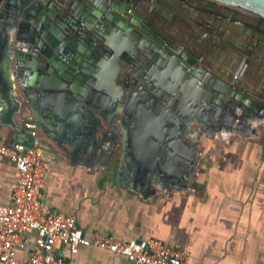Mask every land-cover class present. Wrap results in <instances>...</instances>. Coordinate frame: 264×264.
<instances>
[{
  "label": "crops",
  "instance_id": "crops-1",
  "mask_svg": "<svg viewBox=\"0 0 264 264\" xmlns=\"http://www.w3.org/2000/svg\"><path fill=\"white\" fill-rule=\"evenodd\" d=\"M34 111L48 164L42 203L72 217L86 237L101 232L125 241L157 238L187 249L189 264H264V128L251 119L233 117V132L189 125L185 141L196 145V163L187 182L144 180L134 188L108 173L109 142H97L82 119L51 112L44 118L38 106ZM14 132L16 142L33 143L23 127ZM69 142L77 146L74 152ZM17 178L14 163L0 156V204L10 202ZM35 237L34 231L24 235L25 245L15 251L18 261L28 259ZM57 250L68 264H126L124 257L93 245L76 254L63 246Z\"/></svg>",
  "mask_w": 264,
  "mask_h": 264
},
{
  "label": "water",
  "instance_id": "water-1",
  "mask_svg": "<svg viewBox=\"0 0 264 264\" xmlns=\"http://www.w3.org/2000/svg\"><path fill=\"white\" fill-rule=\"evenodd\" d=\"M217 1L264 18V0ZM119 2L101 0L95 7L91 0L80 5L67 0H0V138L13 145L16 142L14 131L23 127L22 118L26 112L43 129L35 117L34 107L38 106L45 111L44 118L50 112L59 117H79L98 135L95 138L97 142L102 144L107 140L111 167L108 173L117 176L123 183L136 188L137 184L152 180L154 176L171 184L187 182L196 163L192 153L196 145L185 141V135L190 131L188 126L192 125L189 118L179 114L173 133L168 137L158 136L152 144L159 146L166 139L173 147L172 151L163 146L161 152L154 151L149 155L140 153L139 143L144 141L142 137L126 138L108 121L106 111L114 110L117 102L108 88L115 76L109 69L110 60H103L105 65H100V70L94 67L89 49L99 33L102 42L114 49L115 58L123 50L117 41L119 33L112 25L108 27L109 34L97 30V18L102 13L108 14V22L114 21L124 35L136 37L132 26L114 16L113 12L120 11ZM54 6H64L66 14H53ZM110 10L112 12H108ZM244 83L248 85L247 80ZM210 87L209 93L217 99L231 98L238 103L223 107L230 115H227L228 119L225 116L216 117L215 108L210 107L209 117L196 121V124L217 126L219 131L233 132L235 117L242 121L251 119L255 125L264 128L262 98L244 93L241 89L231 90L228 81ZM237 109L240 113L235 116ZM8 126L10 130L5 128ZM50 136V139L65 144L62 137ZM68 144L74 152L77 146L71 142ZM62 148L68 149L64 145ZM167 160L171 164L164 171L145 168L148 162L159 161L163 165ZM125 166L129 167L128 170Z\"/></svg>",
  "mask_w": 264,
  "mask_h": 264
},
{
  "label": "flooded vegetation",
  "instance_id": "flooded-vegetation-1",
  "mask_svg": "<svg viewBox=\"0 0 264 264\" xmlns=\"http://www.w3.org/2000/svg\"><path fill=\"white\" fill-rule=\"evenodd\" d=\"M67 1L80 5L87 0ZM99 2L91 0L95 7ZM117 6L120 11L113 12L114 16L132 26L136 37L124 35L114 21L108 22V14L102 13L97 30L109 34L112 25L123 50L115 58L114 49L102 42L98 33L89 57L97 70L105 65L103 60H110L109 69L115 77L108 88L117 102L114 110L106 111L107 118L124 137H142L140 153L161 152L163 146L172 151L166 139L159 146L152 144L158 136L173 133L179 114L196 124L207 119L209 108L214 107L216 117L228 119L223 107L238 102L214 97L209 93L212 84L228 81L231 90L241 89L264 101L263 17L217 0H120ZM64 8L54 6L52 12L65 15ZM207 129L219 131L217 126ZM170 164V160L164 166L159 161L148 162L145 168L164 171ZM152 180L169 183L158 176Z\"/></svg>",
  "mask_w": 264,
  "mask_h": 264
},
{
  "label": "built area",
  "instance_id": "built-area-1",
  "mask_svg": "<svg viewBox=\"0 0 264 264\" xmlns=\"http://www.w3.org/2000/svg\"><path fill=\"white\" fill-rule=\"evenodd\" d=\"M22 125L34 138L30 146L18 142L10 146L0 138V156L13 162L18 173L10 202L0 204V264H68L58 252L59 247L76 254L88 245L122 256L126 264H189L187 249L157 238L125 241L101 232L88 238L72 217L49 210L42 203L48 164L37 140V124L30 115H24ZM29 231L36 235L34 248L28 259L20 262L15 251L25 245L24 235Z\"/></svg>",
  "mask_w": 264,
  "mask_h": 264
},
{
  "label": "rangeland",
  "instance_id": "rangeland-1",
  "mask_svg": "<svg viewBox=\"0 0 264 264\" xmlns=\"http://www.w3.org/2000/svg\"><path fill=\"white\" fill-rule=\"evenodd\" d=\"M119 239V238H118Z\"/></svg>",
  "mask_w": 264,
  "mask_h": 264
}]
</instances>
